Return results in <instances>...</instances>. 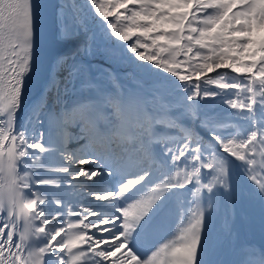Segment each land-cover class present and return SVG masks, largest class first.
<instances>
[{
    "label": "snow or ice",
    "instance_id": "1",
    "mask_svg": "<svg viewBox=\"0 0 264 264\" xmlns=\"http://www.w3.org/2000/svg\"><path fill=\"white\" fill-rule=\"evenodd\" d=\"M96 6V11L100 16L107 20L109 13L103 3H97L92 0ZM195 4L198 10H203L205 16L199 21V27H193L195 14L189 19V9ZM140 11H136L129 17L133 25L143 29V34L148 36L149 33L155 32L150 37L152 44L158 49V52L168 51L173 62L177 63L176 57L183 54L185 57H200L204 63L198 65V71H211L213 67H221L227 63V66L236 73H250L253 77L252 85L243 88L237 83H219L221 89L240 88L241 91L250 93L249 99L237 98L229 101L231 107L235 109H248L252 111L257 103L258 96H264V3L261 0H139ZM238 6V7H237ZM33 8L32 0H0V116L8 115L9 120L15 122V109L20 104V97L23 87V77L31 70L32 62V44L33 35ZM208 9L214 10L208 14ZM257 19L261 23H257ZM243 20L242 23H237ZM140 21H144L141 23ZM191 25V26H190ZM113 32L120 31V39L127 40L128 34L123 33L116 28L115 24L108 25ZM163 42V43H161ZM139 43V41H137ZM144 44L142 47H149ZM195 48V51H194ZM207 50V54L201 55V50ZM136 52V47L131 48ZM7 52V57L4 53ZM230 53H236L231 56ZM156 53L145 56L140 55L141 60H151ZM156 65L161 68H167V61H156ZM5 66L7 71H5ZM255 69L256 71H253ZM258 75V80L256 79ZM179 79L186 81L187 77L180 75ZM210 83H216L209 80ZM253 85H259V90ZM199 91L196 95H199ZM208 95V93H205ZM83 122L91 123L93 118L89 115V107L81 106L72 112ZM0 119V123H6ZM161 123V121H157ZM142 129V136L149 139L153 136V121L150 116H146L143 123L139 125ZM88 131V129H85ZM120 134L127 139L133 138V133L125 123L120 127ZM27 136V134L25 133ZM186 142L177 148L172 155V162L187 161L193 163L196 183L199 184L200 168L208 169L207 175L211 177L206 183L201 185L207 193H214L223 189L231 191L230 173L235 161L243 162L246 171L253 181L259 185V190L264 192V178L257 179L255 174L257 165L256 153L258 146L264 149V137L259 136L257 132H252L246 139L237 137L227 138L221 135H215L217 142L216 147L209 150L204 147L202 142L194 133H186ZM91 136V133H90ZM135 137V136H134ZM96 142V139L92 137ZM27 153L21 152L20 156L25 161L21 171H27L31 174L34 181V187L37 188V194H42L39 190L41 186L56 184L57 181L44 179L39 175L42 163L39 157L31 149H37L40 152L46 151L41 143L35 140L24 145ZM144 152L147 154L148 149L142 145ZM169 152L173 150L168 149ZM261 164L260 171L264 172V150H260ZM35 157V159H33ZM71 159V157H69ZM84 163V160L79 161ZM10 173L15 176V166L17 164L16 152L10 150L7 161ZM195 165H199L196 168ZM4 166V161L0 160V167ZM68 171V169H61ZM100 174V173H99ZM96 173V175H99ZM80 176L92 179L94 176L87 172L81 171ZM147 176H140L130 179L120 188V194L123 196L130 192L135 186L142 184ZM185 176V180H189ZM165 188H184L183 183L168 182ZM201 187H197L196 192L199 195ZM162 192L156 197L150 199H141L134 201L131 205L123 209V229L128 230L137 220H142L152 209L156 200ZM108 196H115V193L101 195L98 199L105 200ZM42 198L45 197L42 194ZM37 201L33 200L28 205L29 208H35ZM71 212V209L69 210ZM84 215H93L89 210H82ZM204 208L199 205L193 211L190 226L179 236L178 242L172 241L163 245L160 249L152 254V257L145 261L134 253L129 251L125 256L122 250L126 246L128 233L122 232V240L109 244L106 239H93L89 236L87 230L96 225L97 222L88 220L85 222L81 219L79 224L69 222L68 229L61 227L53 230L50 234V242L44 245L47 251L42 253L44 262L48 264L49 260L53 264H82L84 258L89 255V249L96 256L104 258L109 264H195L201 242V229L204 222ZM42 221L41 231L47 233L51 221L47 220L44 212H40ZM6 221L0 219V228H4ZM104 226L111 223V219L102 221ZM47 226V228L45 227ZM9 229H4V237L7 238ZM63 232V235L61 233ZM112 236V237H116ZM59 237V239H57ZM55 243H52V242ZM0 240V243H3ZM84 245L86 247H80ZM99 245H111L110 250H99ZM67 253V257H59L56 253Z\"/></svg>",
    "mask_w": 264,
    "mask_h": 264
},
{
    "label": "rangeland",
    "instance_id": "2",
    "mask_svg": "<svg viewBox=\"0 0 264 264\" xmlns=\"http://www.w3.org/2000/svg\"><path fill=\"white\" fill-rule=\"evenodd\" d=\"M261 2L264 3V0H261ZM90 3L92 4V0L89 1V4ZM97 3L98 4L103 3L105 5L104 10L110 11L111 15L110 16L108 15L109 24H115L116 25V23H118L120 21V27H117V25H116V27L120 28L121 30L125 29V31L129 34V36L132 33V36H131L132 39L139 41L138 32L141 31L143 33V29L137 28L134 26L135 29L132 30V28H130V25L133 23L129 19V17L132 16V14L134 12L141 10L138 0H97ZM59 5H60V9H61L60 18L62 20H64V22L72 29V31H75L77 33L76 34L77 37H75V39L65 40V41H67V46H69V48H70V47H72V43H73V47H75L76 46L75 43H77L81 48V50H79V51H83L82 42L83 41L85 42L86 38L90 36V34L92 33L91 30L90 31H81L78 29V25L75 22V20H73V16H72L73 15V9L71 7L72 6V0H60ZM93 7L95 8L96 6L94 5ZM109 11H108V13H109ZM213 11L214 10H212V9H208V14H211ZM189 12H190L189 19H192L193 18L192 14H195V20H194L192 26L193 27H199V21L204 18L205 12L203 10H198L195 4L192 5V7L189 9ZM124 21L126 22L125 26H123ZM140 22L144 23V21H140ZM257 23H261V21H259V19H257ZM106 29H108L109 32L111 31V29L108 27V25H107ZM133 40L131 43L132 47L135 46V45H133ZM101 42L103 43L104 41H101ZM141 42H143V41H141ZM135 43L137 45L139 44L137 42H135ZM148 43L150 44L151 49L156 48L154 46H151L152 41H149ZM95 44L96 43H95V39H94V41H92V44L89 46L90 53H94V51L97 49ZM103 44H105V43H103ZM111 45L112 44H110V45H108V47L107 46L106 47L109 48V47H111ZM69 48H67V49H69ZM76 50H78V48L69 52V53L75 54ZM104 51H105V53H103V52L100 53L104 56L103 57L104 65H106L108 68L114 67L116 69L115 71L113 70L114 72H112L114 77H116V73H117V79H120V78H122V76H124L125 82L127 83L126 85H128V84H130L131 86L136 85V89L134 91L135 97L129 103H138L142 107H144V106L148 107L149 106L151 109V110L149 109V112H152L153 110L159 111L158 115L157 114L152 115L150 113L148 115L143 116V115L138 114V112H135L133 115H131V113L127 109V107H128L127 106L128 103H127L125 106V110H126L125 113H127L126 116H127L128 120H132L134 118L137 121H140V122L142 121V123H143L146 116H150L152 119H154V117L156 116L158 119L157 121H161V123H158V124H160L162 126H167V125L162 124V123L166 122V120L168 118L170 119L169 125L175 124V126H176V125H178V123L180 121L181 122L183 121L187 124H190V125H188L189 130L187 132L183 131L182 127H179L178 128L179 134L176 137H169V138H167V140H165L163 137H161L160 138V146L161 147H159V150L155 154H151V151L148 148V143H146L147 137L142 136V134H141L142 129L138 125H136L135 137H133L132 142H129V141L126 142V144H127L126 149L133 151V155L130 158L131 163L133 165H131L129 169H133L132 167L135 165V162L138 160L137 162H139L140 166L143 167V169L141 171H139L138 173L143 174L146 171L147 167H149V165L151 164L149 161L152 158L159 159V163H158L157 171H155L154 176L149 179L150 182L148 183L147 187L144 189V191L141 194H139V196H137L135 201H139V200L144 199V198L145 199L154 198L157 196L158 193L162 192V194H160L159 198L156 200L154 206L152 207V209H154L155 207H157L160 200L167 193L170 194L173 190V188H169V189L165 188L164 186L166 184L164 186H162V183H168L171 181L174 183L175 182H178V183H184L185 182L186 183L188 181V180L187 181L185 180L186 175L189 176L190 179H191V177H195V179H197L196 175L193 174L194 173L193 163H191V162L187 163V161L183 162V160H181V162H176V163L172 162L173 153L177 150L178 147L182 146L186 142V139H187V137L185 135L186 133H189V132L194 133L195 136L202 142V144L204 145V147L206 149L211 150V149L216 147L214 145H212V146L209 145V140L207 139V137L205 135H203L201 133L199 134V132L195 128L196 125H198L199 128H202L204 130L206 129L210 133L215 134V135L218 134V135H221V136H224L227 138H232V137L236 136L239 139H244V138H247L251 134V127H253V122H254L253 121L254 113L257 110H260L262 113V116H263V120H262L263 126L261 127V129L263 128V130H264V96H258L257 97V103L254 106V109L252 111H249L248 109H243V110L235 109V108L231 107V104L229 103V101L235 100L237 98L249 99L251 94L248 92L243 93L240 88L221 89L219 87V83H221V82L230 83V84L237 83L238 85H240L243 88H247L249 85H252V83H253V77L250 73H247V72L236 73V72H234L233 69L229 68L227 66V63H230L231 61L226 62V64L221 66V67H218V68L213 67L211 71H198V65L202 66L204 63V61L200 57H194L191 55L189 57H185L183 54H181L180 56L175 58V60L179 62L177 65V63L173 62V57L168 52L167 55L162 56L163 60H160V58L158 56V58H156V61L159 60L162 63L167 61V64H168L167 67L171 70L170 72L174 76V77L172 76L173 78H171L170 75H168V74H162V72L164 73V71L161 69H154L153 71H150L147 68H144V71L138 72L136 70V68L129 67L130 61L125 57L120 58L122 62L119 65L118 64L119 62L117 61L118 60L117 54H119V53L117 51L115 52L114 55L111 54V52L108 50H104ZM194 51H195V48H194ZM137 52H138V50H137ZM151 53H153V51ZM204 54H207L206 49L201 50V55H204ZM58 55H59V53H57L54 56L53 65H54L56 59L58 58ZM230 55L236 56L237 54L236 53H230ZM156 61H152V60L150 61V68L155 67ZM98 63H100V62H98ZM118 66H120V67H118ZM96 67H97V65H96ZM221 68H226V69L222 70L221 72L218 73L219 69H221ZM228 69L230 70V72L227 71ZM253 71H256V70L253 69ZM53 72H54V69L51 73L52 77L50 78L49 81H47L44 84V86H43L44 90L42 91V93L39 96L33 98L32 102L28 106V112H27L28 113L27 114V117H28L27 121L28 122L25 125V130L29 132V136L32 138V139L31 138L29 139V143H31V141L35 140L36 142L41 143L42 146L46 149V151H44V152H40L37 149H34V150L31 149V151H33L37 157L42 158L43 155H45V154L47 156H50V157H52V156L55 157V156L59 155L60 157L65 158L67 154L72 155V157H76V156H79V153H80L79 150L81 149V147H85V145L79 144L76 147L70 148V150H65V151L60 150V148H59V146L68 145L69 143H71V139H68V140L62 139L63 134L67 133V130L64 129V123L63 122H61V125L58 128L60 130L58 134H59V137H60L62 143L61 144L58 143V146H57V144L55 142H52V140H54V131L53 130H56V129H53L56 127V124L53 123V120H52V118H53L52 109H50V107L45 108V110H40L39 111L40 113H36L35 111L33 112V110H32L33 103L43 99L45 91L48 88L47 86H49V84L52 82V80L54 78ZM90 74L92 75V78L93 77L98 78L97 80L99 82V86L95 85L93 90L96 91L95 95L98 96V98H100V100H103V104H105V106H108L110 113L107 114V117L110 121L111 120L113 121L112 128L118 130L119 129L118 127L120 126V122H121V117H122L121 116L122 114L120 113V111H122V109H121V106L119 105V103L117 104L118 107H116V105L114 103V99L118 100V102H119V99H120L122 94L117 93V91L115 90L116 84L114 83V80H112L110 78L111 77L110 73L107 74L105 72V70L103 69V66H100V64H99L98 68H93V69L91 68ZM180 75L186 76L187 77L186 81L180 80L179 79ZM256 79L258 80V75H257ZM209 80H214V81H216V83H210ZM172 82L178 83V84L175 86ZM184 82H185V84H184ZM171 84H173L174 87H172ZM93 85H94V83H93ZM152 86H154V87H152ZM106 87L109 89L108 96L103 97V95H101V91H103V89ZM253 87H257L258 90L260 88L259 85H253ZM197 91H199V93H200L199 95H196ZM205 93H208V95H205ZM206 96H207V98L208 97L209 98L206 99ZM182 97H184L186 100H184V98H183L184 101L183 100L180 101V98H182ZM164 101L166 102V104H164L166 107L164 112L165 113L168 112V109L171 111L170 115H168L166 117H162V115L160 114V110H159V108H163V105L161 103H163ZM209 101H210V103H209ZM76 102H82L83 105L85 103H89V105H88L89 115L97 112L99 109L97 107V105L95 103H93V101H91V100L86 101V99L79 97V99H77ZM187 102H189L188 106H186ZM158 103H160L161 105L159 106ZM205 106H207L206 109H204ZM76 118H78V122H77L78 125L83 122L79 119V117H76ZM127 119H126V122H127ZM70 120H73V119H70ZM78 125H76V126H78ZM86 126L87 125L85 123L80 128L81 129H88V128L90 129L91 126H93V125L89 123V126H87V127ZM178 126H180V125H178ZM29 127H30V129H29ZM172 128H175V127L172 126ZM252 131L257 132V129L255 128V130H252ZM72 132L75 133L76 131L72 130ZM259 133H261V132H259ZM142 145L147 147V149H148L147 154L144 152ZM112 148H113V146H112ZM170 148L173 150L172 152L168 151V149H170ZM71 151H73V153ZM85 151L90 152L86 147H85ZM125 153H126V151H125ZM82 155H83V157H81V158H82V160H84L85 167L82 166L80 169L88 171L91 174L95 173V176H96V173H97L96 171H98V166L94 165V161H93V160H95L94 158L96 157V160L99 162H102V163L104 161H102L100 159V157L96 156V155H94V156L92 155L93 158L92 157L88 158L84 154H82ZM115 158H117V157H115ZM236 162H238V161H235L232 165V168H231V169H233L232 172H234V173L237 170ZM70 163H72V160H70ZM75 163L78 164V162H75ZM195 167L199 168L200 166L195 165ZM113 169H114V167H113ZM113 169L110 170L112 176H114ZM208 171H209L208 169L200 168L199 184L195 185V189H194L195 191H196L197 187H201V185L206 183L207 180L211 179V177H209L207 175ZM246 172H247L246 166H244V170L242 169L241 173L244 174ZM140 174L133 176L132 178H136ZM39 175H42V178H44V179H50V180L57 181L56 184L43 186V189L47 193H49V194L43 195L45 197L46 203H44L41 206L43 209V212L45 213L46 219L51 221V225L49 227V232L50 231L52 232L53 230H58L61 227H63V225L60 226L57 223H61V221L65 222L64 220L67 219L66 217L69 214L68 211L71 209L72 200L64 199L62 196H58V195H60L58 193H62L67 188H70V187L74 188L75 186H76L75 189L76 188L82 189L83 192H87L88 194H90L92 196H93V193H95V191L93 189H91L93 187H91L90 189L85 187L84 185H81V187H79V186L77 187V185H76L77 184V181H76L77 177L75 174H72L70 176L69 175L66 176V174H63L61 172H59V174H58V172L56 170H53V168L47 167V169L45 168L42 171L39 170ZM104 175H105V172L103 171V173L101 175H99V177L97 178V181L99 179H102V177ZM263 175H264V173H263ZM95 176H94V178H96ZM230 177H231V174H230ZM237 177H239L240 180L245 179V177H243L242 175H238ZM104 178H109V177H104ZM249 182H250V187L253 188L254 193H258V191H259L258 196H253V198L261 199L260 196H264V194H263L264 192H261L259 190L258 184L255 181H253L251 178H250ZM82 190L80 192H82ZM111 191H113V189ZM118 191L120 192V187L118 188ZM54 192L56 194H54ZM106 192H107V190H104V192H101V194H100V192L96 191V194L104 195V194H106ZM196 194H197V192H196ZM218 194H219V191H216L214 193H209L208 197L202 201L200 198V193H199V195L197 194V198L192 200V203L189 205V207L187 209H185L183 207V205L180 204L178 206L179 207L178 210L175 212L171 221L168 223L169 225L162 232L161 236L163 238L161 237L160 242H158V244L154 248L152 254L154 252H156L158 249H160L163 245L170 243L172 241V239H174V237L177 236V233L179 232L180 229H182L183 227H187L189 224H191L193 222L192 214L198 205L201 208L205 209V211H204V222L202 224V229H201V237H202L204 235L203 234L204 229H206L207 227L210 226L212 214L217 212V210H218V206H219ZM100 195H94V196H100ZM194 195L195 194L193 193L191 196V199L193 198ZM86 197L84 199H86ZM119 198H122V196H119ZM260 205L263 206V209H264V200H262ZM77 206L80 209L89 210L92 214L95 211L93 209V206L86 204V203H83V202L77 203ZM98 211L101 212V210H98ZM107 215L108 214L105 213V214L98 215L99 217L98 216L97 217L99 219H102V221H104V220H108ZM119 216L121 217V221H124L123 215L122 216L119 215ZM139 222L140 221L137 220L135 222V224L131 225L130 229H128V230H125V229L119 230L120 233L125 232V231L128 233L127 239L125 241L126 244L131 240L136 241V238L134 237L133 232L138 227ZM112 226L116 227L115 225H112ZM112 226H110V227L105 226L104 229L105 230L109 229ZM109 233H112V232H109ZM108 238H111V236H109ZM122 238H123V235H122ZM128 248H131L133 250V252H136V250H135V248H133L132 244H130ZM218 249H220V248H218ZM56 255L59 257H66L65 253L57 252ZM151 257H152V255H151ZM96 260H100V258L98 257V258H96ZM52 263H53V261H52Z\"/></svg>",
    "mask_w": 264,
    "mask_h": 264
},
{
    "label": "bare ground",
    "instance_id": "3",
    "mask_svg": "<svg viewBox=\"0 0 264 264\" xmlns=\"http://www.w3.org/2000/svg\"><path fill=\"white\" fill-rule=\"evenodd\" d=\"M59 4H60V0H44L43 1L41 11L36 19L37 22L33 30V35L31 37V44H32L31 70L28 73H26L25 76L23 77L24 83H23L22 93L20 97V104H19L20 107H19V110L16 111L14 114L15 122H16L18 130L26 132L29 139L31 138L29 136V132L25 130V125L28 122L27 121L28 106L32 102L33 98L39 96L42 93V91L44 90V87H43L44 84L47 81H49L50 78L52 77L51 73L54 69L53 58L57 54L56 52L61 42H64L67 39H75V37H77L76 36L77 33L75 31H72V29L64 22V20L60 18L61 9H60ZM96 42L97 41H95V43ZM105 44L107 46V43ZM129 93H130L129 96L131 97L132 92H129ZM208 98L206 96V99ZM206 108L207 106H205L204 109ZM6 118H7V114L0 116V119H6ZM256 126L257 125L254 124V126L251 127V133L253 132L252 130H255ZM257 133L259 134V136L264 137L263 129L261 130V133L259 132ZM85 137L86 135L83 137L81 134V137L79 138V142L84 140ZM211 138L215 139V134H212ZM260 150H264V149H261V146H258V151L256 153L257 165L252 166L256 168L255 174L257 176V179L264 178V175H263L264 172L260 171V164H261V156L259 154ZM73 151L71 152L73 153ZM82 154L86 155L88 158L92 157V153L86 154L83 152H81L79 156H76V157H72V155L67 154L65 158L60 157V156L50 157L45 154L43 155L42 158H40L41 163H42V167L40 168V171L44 170L45 168L47 169V167H51V168H56V171H59L60 169V171L63 174H66V176L75 174L77 177L76 179L77 187L78 186L81 187V185H84L85 187L90 189L92 186H94L92 182L97 181L96 179L99 177V175L103 173V171H105V168L103 166L100 167L102 162L97 161L95 157L94 162H98L96 165L98 166V171L96 172L100 174L95 176V173H92V175L96 177V178L93 177L92 179L80 176L79 173L81 171H85V170L80 169L82 166L85 167L84 163L79 162V161H82V158H81L83 157ZM69 157H71V159H69ZM33 159H35V157ZM70 160H72V163H70ZM137 161L135 162V165L132 167L133 169L128 170L127 169L128 167H127L125 168V173L123 175H117L115 177L117 182H115L116 185L112 187L114 191L108 190L110 193H115V196H108V199H105V200L98 199L99 196H94V195H100V194H93L92 196L88 194L87 192H83L82 189H79V188L75 189L76 186L74 188H71V187L67 188L64 191V193L70 196V199L72 200L71 212L68 211L69 214L66 217L67 219L64 220L65 222L61 221V223H57V224H59L60 226L63 225L64 229L67 230L69 222L73 224H79L78 222L79 215L77 214H80L81 219H83L85 222H87L88 220H93L97 222L94 227L89 228L87 230L88 235L92 236L93 239H100V240L106 239L108 240L109 244L115 243L117 240H122L123 238L117 228L115 229L111 227L105 230L104 229L105 226L102 223V219L98 218L99 217L97 215L98 213L93 212V215H84L86 213H83L82 211L83 209H80L77 206V203L83 202V203H86L92 206L91 202H98L101 204L111 205V208L116 209L115 213H113L114 216L123 214V209L128 207L132 203H134L137 196H139V194L143 191V189H141L138 192L139 194H137V196H134L130 199L124 200L123 197L122 199L119 198L118 188L119 187L121 188L124 184L128 182V180L132 179L133 176H136V174H138V172L143 169V167H141L139 162ZM75 162H78V164ZM110 162L112 163L113 160H110ZM149 162L152 165L153 161L150 160ZM237 166L238 167H237L236 172L233 173L232 172L233 169H231V173H230L231 174V177H230L231 191L230 192L224 191L223 189L219 191V194H218L219 206L217 210L218 212L215 213V215H212L210 226L207 228V230L204 233V236L201 238V242L199 244V251H198V255L195 260V264H257L253 262L255 254L253 256H250V252L252 251L257 252L258 254L257 257L259 258L261 257V254H262L261 252L264 251L263 250L264 249V209H263V206L260 205L262 200H260L259 198L258 199L253 198V196H258L259 191L258 193H254L253 188L250 187V182H249L251 177L248 175L247 172L244 174L241 173V170L242 169L244 170L245 164L243 162L238 161ZM61 169H68V171H62ZM107 174L108 173H106V175ZM238 175H242L243 177H245V179L240 180V178L237 177ZM40 176L42 177V175ZM39 190L42 192L43 195L49 194L43 189V186H41ZM81 190L82 192H80ZM33 191L34 192L37 191V188H34ZM107 193L104 195H107ZM85 197L86 199L85 201H83ZM261 198L263 199V197ZM181 202H184L185 207L188 205V201L186 200H182ZM160 205L161 204H159V206ZM159 206L152 209L148 213V215L140 221L139 224H142L147 218H149V215H151L152 211H154L156 208H159ZM107 226H110V224ZM189 226L190 224L187 227H183L182 229H180L179 232L177 233V236L174 238V240L178 242L179 236H181L184 233V230L187 229ZM45 227L47 228V226ZM108 232H112V233H108ZM51 233L52 232L51 231L49 232L48 230L47 233L40 236L36 241L37 246H44L48 244L50 242L49 237ZM61 235H63V232L61 233ZM115 235L117 236L112 237ZM109 236H111V238H108ZM57 239H59V237ZM52 243H55V242L53 241ZM102 246L103 245H99L98 247H102ZM80 247H86V246L81 245ZM110 248H111V245H105L99 250L107 251V250H110ZM218 248H221L222 250L221 255H218L219 254V252L217 251ZM88 251H89V255L84 258V261L82 262V264H95V263L96 264H109V262L106 261L102 257H99L100 260H96L98 256H96L95 253H92L90 249ZM129 251H131L129 248L125 249V251H123V254L126 256ZM151 253H152L151 250L147 253L141 252L144 258H147V257L149 258L151 256ZM65 255L67 257L68 254L65 253ZM137 256L140 258L139 255ZM48 264H53L52 260H49ZM129 264H133V262L129 261Z\"/></svg>",
    "mask_w": 264,
    "mask_h": 264
},
{
    "label": "trees",
    "instance_id": "4",
    "mask_svg": "<svg viewBox=\"0 0 264 264\" xmlns=\"http://www.w3.org/2000/svg\"><path fill=\"white\" fill-rule=\"evenodd\" d=\"M89 1H91V0H72V6H71L73 9V15H72L73 20H75V22L77 23L78 29L81 31H90L91 30V32H92L90 34V36L87 37L86 41L84 43H82L83 51L79 52L76 50L75 54L73 53L74 55L71 53H67V54L64 53V55H61V56H59V58L56 59V61L54 63L55 67H54V72H53L54 78H53L52 82L49 84V86H47L48 88L45 91L43 99L34 102L33 106H32L33 112L35 111L36 113H40L39 111L45 110V108L50 107L52 109V111H53L52 120H53V123L56 124V127L55 128L52 127V128L56 129V130H53L54 135H56V136L59 135L58 133L60 130L58 128L61 125V122L59 121V119H57V117L60 115H64L65 117L67 115H70L72 108L74 110L78 109L74 105L76 103L77 99H79V97H83V98L88 97L89 92H90V88H91V85H89V81L91 79L90 69L92 67L97 68L96 62L97 63L100 62L99 63L100 66H103V68L105 67L106 73H110V76H111L110 78L112 80H114V83L116 84V88H115L116 91L119 90V93H120L121 89H123V87L126 86L127 83L125 82L124 76H122V78H120V79H117V73H116V77H114V75L112 73L116 69L114 67L108 68L106 65H104V62H103L104 56L102 54H100L102 52L105 53L104 49L110 51L111 54H113V55L115 54L116 51L119 53V54H117V58H118L117 61L119 62L118 63L119 65L122 62L120 58L125 57L130 61L129 67L136 68L137 71L139 70L138 72L144 71V68H147L150 71H153L154 69H161L164 71L163 74H168V75H170L171 78L174 77L171 74V72H170L171 70L168 67L167 68H161V67L155 65V67L150 68V61L151 60L156 61V58H158V56H159L160 60H163L162 56L167 55V53H168V51L158 52L157 48L151 49L150 46L147 48L142 47V45H144V44L150 45L148 42L151 41L150 37L152 35H155V32L149 33L148 36H145L141 31L138 32L139 44L137 45L135 42H137L138 40L132 39V37H131L132 33L129 36V34L125 31V29L121 30L120 28H117V27H120V21H119L118 23H116V25H117L116 28L120 29L123 33L128 34L127 40H121L119 38L121 32L120 31L113 32V29L108 26L111 29V31L109 32L108 29H106L107 25H110L109 24V18H107V20H105V18L103 16H100L99 12L96 11V7L94 8L93 4H91V3L89 4ZM108 11L106 10L107 13H108ZM110 15L111 14L109 11V16ZM242 22H244V21L241 20V21H238L237 23H242ZM123 23H124L123 26H125L126 22L124 21ZM130 28H132V30L135 29L133 24L130 25ZM94 39H95V41H97L96 42L97 43L96 44L97 49L94 51V53H90L89 46L92 44V41H94ZM132 40H133V45H135L137 47L136 49L138 50L139 53L137 52V50H136V52H133L131 50ZM101 41H105L104 43H107V46L110 44H112V45L109 48H105L106 45L103 44ZM141 41H143V42H141ZM161 43H163V42H161ZM152 51H153V53H156V56H154L153 59L141 60L139 58L141 54H143L145 56L153 54V53H151ZM121 53H124L123 57L119 56ZM118 67H120V66H118ZM173 84L176 86L178 83H173ZM173 84H171L172 87H174ZM183 98L184 97H182L180 99V101L183 100ZM184 100H186V99L184 98ZM188 103H186L187 104L186 106H188ZM161 104L163 105V108H161V111L163 112V114H165V117L170 115L171 111L168 108H167L168 112H166V113L164 112V110L166 109L164 104H166V102L164 101ZM161 104L158 103L159 106ZM137 108H138V106L133 104L132 113L136 112ZM149 109H150L149 106L148 107H145V106L142 107L140 110L141 115H144V114L148 115ZM167 120L170 121L169 118ZM163 123L165 124V122H163ZM182 125H183V129L185 131L189 130V127H188L189 124H187V123L185 124V122H183Z\"/></svg>",
    "mask_w": 264,
    "mask_h": 264
},
{
    "label": "clouds",
    "instance_id": "5",
    "mask_svg": "<svg viewBox=\"0 0 264 264\" xmlns=\"http://www.w3.org/2000/svg\"><path fill=\"white\" fill-rule=\"evenodd\" d=\"M16 107L15 112L19 110ZM6 123H0V160L4 166L0 167V219L6 221L4 228H0V264H43L42 253L47 251L44 246H37V239L44 235L41 229L40 212H43L42 205L45 203L42 194L33 191L34 181L31 174L21 171L24 160L21 152L27 153L24 146L29 143L26 132L17 128L16 122L9 120L7 115ZM88 135L85 129L81 130ZM10 150L16 152L17 164L15 176L8 168ZM37 201L35 208L28 205ZM9 229L7 238L4 237V229Z\"/></svg>",
    "mask_w": 264,
    "mask_h": 264
},
{
    "label": "water",
    "instance_id": "6",
    "mask_svg": "<svg viewBox=\"0 0 264 264\" xmlns=\"http://www.w3.org/2000/svg\"><path fill=\"white\" fill-rule=\"evenodd\" d=\"M75 44H77V43H75ZM72 46H73V43H72ZM69 46H67V43L66 42H64V43H61L60 44V46H59V48H58V52L57 53H59V54H64L65 52H67L68 51V48ZM123 56V53L121 54V56L120 57H122ZM226 68H221V69H219V71H218V73L219 72H221L222 70H225ZM228 72H230V70L228 69L227 70ZM133 87H129L128 89H126L122 94V96H121V98H120V106L122 107V108H124L125 106H126V104L129 102V101H131V99L129 98V94H127V92L130 90V89H132Z\"/></svg>",
    "mask_w": 264,
    "mask_h": 264
}]
</instances>
